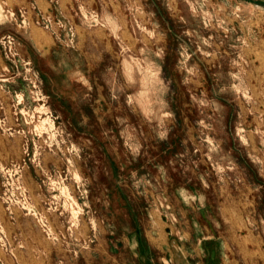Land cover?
Masks as SVG:
<instances>
[{"label":"rangeland","instance_id":"rangeland-1","mask_svg":"<svg viewBox=\"0 0 264 264\" xmlns=\"http://www.w3.org/2000/svg\"><path fill=\"white\" fill-rule=\"evenodd\" d=\"M180 259L264 264V0H0V264Z\"/></svg>","mask_w":264,"mask_h":264},{"label":"crops","instance_id":"crops-1","mask_svg":"<svg viewBox=\"0 0 264 264\" xmlns=\"http://www.w3.org/2000/svg\"><path fill=\"white\" fill-rule=\"evenodd\" d=\"M30 39H28V40H32L31 39V37H29ZM45 40H46V37H43V38H41V39H37V40H35V42H33V41H30V43L32 44L31 46L33 47V49L37 52V54L39 55V56H44V63L45 64H47L48 63V59H47V52H46V49H45V47H44V42H45ZM175 258H177L176 257V254H175ZM199 259H201V258H199ZM175 261H177V259H175ZM192 262V261H191ZM191 262H189V263H191ZM178 264H182L183 262H182V260L180 259V260H178V262H177ZM75 264V263H74ZM77 264V263H76ZM183 264H188V263H183Z\"/></svg>","mask_w":264,"mask_h":264}]
</instances>
